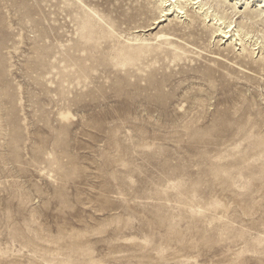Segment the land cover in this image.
Returning <instances> with one entry per match:
<instances>
[{
	"label": "rangeland",
	"instance_id": "obj_1",
	"mask_svg": "<svg viewBox=\"0 0 264 264\" xmlns=\"http://www.w3.org/2000/svg\"><path fill=\"white\" fill-rule=\"evenodd\" d=\"M180 1L0 0V264H264V5Z\"/></svg>",
	"mask_w": 264,
	"mask_h": 264
},
{
	"label": "bare ground",
	"instance_id": "obj_2",
	"mask_svg": "<svg viewBox=\"0 0 264 264\" xmlns=\"http://www.w3.org/2000/svg\"><path fill=\"white\" fill-rule=\"evenodd\" d=\"M192 3V5H198L199 10L203 9L204 5H200L201 3H199V0H190ZM184 3H182L180 0H159V5L160 7L158 8L159 10V17L155 18V23L154 24H160L161 22L165 21V17L171 15V14H175L174 16L178 17L179 15H181V17L186 13L184 10ZM260 8L263 7L264 5V0H261L259 2ZM197 7V8H198ZM208 9H205L203 11L204 17L205 19L208 18ZM258 15L260 17L264 16V9H260L258 11ZM213 17V16H212ZM223 19L222 17H218L217 15H214V17L209 20L213 21V25L217 26V28L213 31V35L215 38L219 37L220 42H223V44L227 43L229 45H233L234 47L236 46H242L243 45V37H240V35L238 34H233V29H235V25L233 26V24H228L225 26H221L223 24V22H221ZM264 20V19H263ZM232 33V34H231ZM248 33H246L247 35ZM240 48H238L239 50ZM252 53L254 54V49H252ZM258 54V53H257ZM262 62V65H264V61H260Z\"/></svg>",
	"mask_w": 264,
	"mask_h": 264
}]
</instances>
